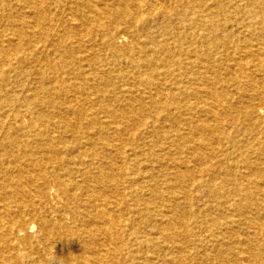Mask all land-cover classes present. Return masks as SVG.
I'll return each mask as SVG.
<instances>
[{
    "label": "bare ground",
    "instance_id": "bare-ground-1",
    "mask_svg": "<svg viewBox=\"0 0 264 264\" xmlns=\"http://www.w3.org/2000/svg\"><path fill=\"white\" fill-rule=\"evenodd\" d=\"M0 264H264V0H0Z\"/></svg>",
    "mask_w": 264,
    "mask_h": 264
}]
</instances>
